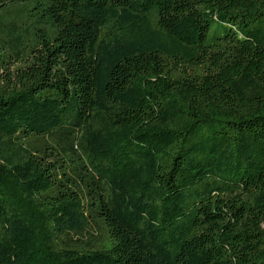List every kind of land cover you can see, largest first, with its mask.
Here are the masks:
<instances>
[{"label":"trees","instance_id":"obj_1","mask_svg":"<svg viewBox=\"0 0 264 264\" xmlns=\"http://www.w3.org/2000/svg\"><path fill=\"white\" fill-rule=\"evenodd\" d=\"M0 264H264V0H0Z\"/></svg>","mask_w":264,"mask_h":264},{"label":"rangeland","instance_id":"obj_2","mask_svg":"<svg viewBox=\"0 0 264 264\" xmlns=\"http://www.w3.org/2000/svg\"><path fill=\"white\" fill-rule=\"evenodd\" d=\"M2 16H3V18H2V19H9V18L11 17V16H10V17H8V16H7V15H5V14H4V15H2Z\"/></svg>","mask_w":264,"mask_h":264}]
</instances>
